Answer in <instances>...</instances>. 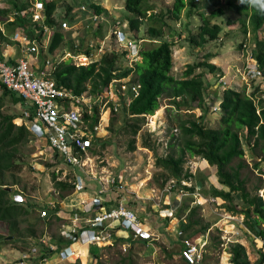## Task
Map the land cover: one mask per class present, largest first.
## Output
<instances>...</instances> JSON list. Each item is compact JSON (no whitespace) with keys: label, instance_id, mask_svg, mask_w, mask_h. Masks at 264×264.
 I'll use <instances>...</instances> for the list:
<instances>
[{"label":"rangeland","instance_id":"rangeland-1","mask_svg":"<svg viewBox=\"0 0 264 264\" xmlns=\"http://www.w3.org/2000/svg\"><path fill=\"white\" fill-rule=\"evenodd\" d=\"M84 1L57 0V7L53 16L57 20L65 18L67 16L65 15L67 6H71L72 11L75 12L78 8L81 10V5H85ZM91 1L100 4L107 10V14H103L99 34L94 35L92 32L96 24L95 21L89 19L87 23L84 22V20L88 19L89 14L74 23L65 18L70 25V29L65 30L67 32V41L62 42L53 51L52 56L47 55L46 51L49 31H44L40 42L35 40L38 51L31 54L27 51L29 43L26 41L28 39L25 40V33L22 29H18L19 36L13 39L17 43L14 42V44L10 45L14 48L13 53L19 57L26 56L31 61L33 67L37 70L44 69L47 72V69L50 71L51 67L50 65L48 67H41L42 62L38 54H42L46 60L53 61L58 60L67 51L73 54L77 53V51H74V48L78 46L80 38L83 37L85 38V44H92L90 50L95 60L100 58L105 52H121L122 47L119 46L116 39L109 32L115 21H123L133 14L125 10L124 0ZM172 1L148 0V3L153 5L155 12L162 11L165 13L171 7ZM225 2L226 0H221L219 3L214 4V6L213 4H207L206 7H204L202 1L198 2V5H200L201 9L205 10L204 13L208 16L211 10L217 8V6L224 8L222 14L211 17V22H216L222 27L219 38L208 41L202 46L190 44L185 39L188 35V30L191 31V34H196L198 31L201 18L197 10L193 9L188 16V7L186 6L181 11L178 20H172L167 17V22L171 28L167 31L165 37L174 41V45L172 46L171 74L175 77L182 76L187 64L203 60L207 54H210L209 62L218 68L215 73H206L209 87L207 88V98L203 109H182L180 111V114L185 117L188 114L187 112L194 114V118L200 116L202 122L207 126H217L218 123L220 113L219 109L216 110L214 107L219 105L218 101L223 90V87L217 82L220 74L231 78L233 80L232 83L235 84L234 87L237 89L250 86L234 78V73L242 63L239 52L241 41L246 36H249L250 41L255 43L254 35L249 27L246 32L243 31L241 16L225 7ZM6 6L5 0H0V7ZM124 21V24L127 25V21ZM147 23V19L144 20L136 32L137 35L134 36L139 37V41H141L140 49L153 44L147 38ZM125 30L128 31V26L125 27ZM263 35L264 26L258 31L257 36L262 37ZM131 36H133L132 33ZM2 43L0 42V53L6 55L4 48L8 49L9 47L5 43ZM72 44H74L73 49L70 48ZM75 44L77 45L75 46ZM99 45L101 46V50H98ZM67 59L68 57L64 58V60ZM140 60L141 57H138L137 61ZM70 61L72 62V60ZM130 65L131 67L133 66V61L130 64L124 57L118 60L120 70ZM199 70L201 69L197 71ZM134 77L135 73L131 72L127 78L132 79ZM254 85H252L251 89ZM1 92L0 88V95ZM212 96H216L217 98L209 102ZM1 110L4 113H20L21 104H11L8 97H5ZM175 114H177L176 110L170 104L169 98L160 97L158 110L153 114L144 115L141 129L135 137V149L133 150L129 149L128 141L132 136L127 132L128 126L123 123L122 111L104 115L98 143L95 145V148H97L96 152L92 154L91 159L83 166L84 172H81L78 168L74 170L75 172H72L70 170L72 168L60 163L57 156L53 154L43 139L32 137L31 141L25 146L20 147V152L17 154L19 159L18 164H21L20 170L14 173L6 172L3 182L6 183L5 186L11 187L9 196L12 201L29 205V213L25 217L29 216L30 218L37 219L34 221L35 225H33L36 237L21 236L18 237L19 241L10 242V240L16 238V235L14 233L8 235L6 224L0 222V234L9 240L0 249V264H21L18 260L20 253L35 244L40 236L47 234L53 238L59 235L60 221L53 215L54 213L49 211L47 217L44 219L38 218L41 205H46V202L73 203L74 200H79V198H75L77 196L74 194L73 189L61 193L56 192L51 180L52 172H55L59 178H69L70 180H72L74 173L81 174L84 178H87L90 187L85 191H80V197L82 196L81 193L89 195L86 191L92 193L93 188L97 187L94 183L96 181H90L84 173L91 176L105 177L111 175L115 177L117 182L122 186V190L116 192L118 194L116 199L120 195L126 199L127 204L135 211L147 230V234H149L148 236L134 239V242L102 246L98 252L99 256L96 258H93L92 253L89 252L96 248L95 246L82 245L80 247L82 254H80L78 260L75 262L62 261L59 264H184L180 257L182 240L186 238H191V240L197 239L200 235L186 237L180 234V229L184 225L185 220L183 216L180 218L176 217L175 212L182 200H188L190 205L199 204V215L202 218V223L203 225H209V228L204 233L208 239L202 264H230L228 247L230 242L234 241L240 244L243 243L247 258L255 264L260 253L258 249L260 248L264 252V239L255 236L249 230L244 223V214H234L233 216L237 218L229 220L225 214L230 212L221 206L223 200L214 197L215 200L213 202L209 201L212 198L210 188L212 186L217 188L223 187L218 183L214 167L211 166L209 168L205 163L206 161L198 156L185 158L183 168L191 172L193 177L189 181H182V184L195 186L194 193L182 192V189L175 185L174 180L169 179L164 184L162 183L167 173L155 165V153L163 156L174 150L169 147L168 142L172 140V137L175 142L179 133L174 128L176 125V121L174 120ZM112 117L114 118L113 122L111 121ZM13 122L17 125L20 124L18 117L14 118ZM129 122L131 123V121ZM169 126L173 128L170 129ZM144 140L150 144L152 149L143 146ZM242 146L245 155L241 160L244 159L247 165L241 169V177L245 178L247 190L254 193L255 186H264V162L259 161V156H253L245 144ZM239 160L240 158H234L232 164L235 165ZM256 162L259 165L255 166L254 163ZM201 177L204 180L201 186L202 190H200L201 188H196V181L200 180ZM62 193L65 194L64 197L60 196ZM234 199L240 206H243L238 194L234 195ZM230 223H234L235 225L232 226ZM241 224L245 225V228ZM229 225H231L230 229L227 227ZM27 226L26 222L19 223V227L23 230ZM259 227H264V224H260ZM234 231H238L239 233H235ZM261 264H264V262Z\"/></svg>","mask_w":264,"mask_h":264},{"label":"trees","instance_id":"trees-1","mask_svg":"<svg viewBox=\"0 0 264 264\" xmlns=\"http://www.w3.org/2000/svg\"><path fill=\"white\" fill-rule=\"evenodd\" d=\"M32 1L5 0L7 6L0 7V42L13 43L9 37L15 34L17 28L23 30L26 39L40 42L44 29L48 28L50 34L46 51L47 55H51L62 42L67 41V32L60 28V20L68 18L69 21L74 23L85 18L83 16L87 14L90 16L91 12L98 16L107 14V10L100 4L85 0L86 10L81 11L78 8L74 12L71 6H67L65 15L68 17L57 20L53 16L57 7V0H40L44 4V19L33 21L29 10ZM200 1L206 7L207 4H213L214 6L221 0ZM186 6L188 7V16L195 9L201 18L197 33L191 34V31L188 30V35L185 37L186 41L190 44L202 46L208 41L218 39L222 27L216 22H211V17L222 14L224 11L222 6L212 9L208 16L204 13L205 10L201 9L198 2L194 0H173L171 7L165 13L162 11L155 12L153 5L149 4L148 0H124L125 10L133 14L124 19L127 21L128 30L132 35H137L136 32L144 20L147 19L148 21L147 38L153 44L140 49L141 60L135 61L131 68L126 66L120 70L118 60L124 56L125 52L109 51L86 66H76L69 59L55 63L47 77L53 79L58 86L72 89L74 93L78 94L86 88L95 93L111 79L125 77L134 72L135 77L131 81L139 83V91L137 96L131 99L126 110L122 112L123 123L128 126L127 132L132 136L128 141L129 149H135V137L141 129L144 115L153 114L158 110L160 97L169 98L170 104L177 113L174 116L176 121L174 128L179 133L175 142L173 137L168 142L169 147L174 150L163 156L155 153V165L167 173L162 183L164 184L169 179L174 180L177 187L193 193L195 186L182 184V181H189L193 177L191 172L184 170L183 164L186 157L198 156L206 161L208 165L216 166L218 183L223 186L222 188L212 186L210 195L223 200L221 206L233 215L250 212L257 219L258 225L264 224L263 201L256 192L260 187L255 186L254 193H251L246 188L245 178L241 177V169L247 165L244 159L241 160L245 155L243 144L248 147L253 156H259V161L264 162V99L259 102L260 111L256 113V106L251 95L246 93L245 87L241 89H223L220 96V114L217 126H207L202 122L200 116L194 118V114L189 112H187L186 117L180 114L182 109H203L207 98V88L209 87L206 73L212 74L218 70L214 64L209 62L210 54H207L203 60L187 64L182 76L175 77L171 74L174 41L165 37L167 31L171 28L167 22V17L178 20L181 11ZM225 7L241 16V25L244 32L247 31L248 27L250 28L255 39L254 56L258 64L264 67V35L262 37L257 36L258 31L264 26V0H259L255 4L251 3V0H246L243 4L239 3V0H226ZM89 16L88 19L84 20L85 23L91 19ZM95 23L94 29H92L94 35L100 33L102 20H97ZM84 39V37L80 38L76 48H74V44L70 48H74L77 53H90L91 48L88 43L85 44ZM38 57L42 62L41 67H44L46 59L43 58L42 54H38ZM198 69L201 70L197 71ZM0 88L2 91L0 95V222L6 224L8 235L11 233L16 235L15 239L10 240V242H13L15 240L19 241L18 237L21 236L36 237L33 225H35L34 221L37 219L29 216L25 217L29 213V205L16 203L10 199L11 190L5 186L6 183L3 182V178L6 172L14 173L20 170L21 164H18L19 159L17 157L20 147L25 146L32 140V137H36L24 124L17 125L13 122V119L18 117L20 113L2 112L1 107L4 105L5 97H8L11 104L20 103L22 107L23 103L14 92L8 90L1 83ZM257 90L258 87L255 86L252 95ZM214 98L217 97L212 96L209 102ZM113 120L112 117L111 121L113 122ZM169 128L173 127L169 126ZM143 146L152 149L146 140L143 141ZM54 155L57 156V154ZM234 158H240L235 165L232 164ZM254 165L257 166L259 163L256 162ZM51 180L59 193L73 189V184L70 181L57 179L55 172L51 173ZM200 180L204 182L202 177ZM235 194L239 195L243 206L235 201ZM60 196L64 197L65 194L62 193ZM199 209L200 205H190L188 200L180 202L175 213L176 217L183 216L185 220L180 229L182 236L196 237L203 235L209 228L208 224L203 225ZM20 222H26L28 226L23 230L19 227ZM244 223L255 236L264 239V227H261V231L257 233L246 216H244ZM6 238L0 234V249L5 243L9 242ZM122 239L120 238L119 243L122 242ZM53 240L59 246L69 243L68 240L61 238L59 235L53 237ZM100 249L96 247L90 250V253L98 257ZM258 251L260 253L255 264L264 262V252L260 248ZM228 252L230 254V264H254L247 258L243 244L237 241L230 242ZM183 263L187 264L184 261Z\"/></svg>","mask_w":264,"mask_h":264},{"label":"built area","instance_id":"built-area-1","mask_svg":"<svg viewBox=\"0 0 264 264\" xmlns=\"http://www.w3.org/2000/svg\"><path fill=\"white\" fill-rule=\"evenodd\" d=\"M194 1L199 2L200 0ZM29 10L33 21L44 19L42 1L33 0ZM81 10H86L85 5H81ZM89 17L93 21L103 19V16L92 12ZM124 22L115 21L109 33L113 35V38L122 47V51L125 52L123 57L130 64L131 61L134 64L140 57L141 41H139V37L131 36L129 30H125L128 23L125 25ZM59 26L64 30L70 29L66 19L60 20ZM44 30L49 31L50 34L48 28ZM250 40V37L246 36L240 43L239 52L242 63L235 70L234 78L241 80L247 86L250 85L245 88L246 93L251 95L256 106V113H259V102L264 99V67L258 64L254 56L255 43ZM26 41L29 43L27 51L31 54L37 53L36 41ZM88 46L91 48L92 44H88ZM98 50H101L100 45ZM65 57L72 60L76 66H86L97 60L93 58L92 51L74 54L67 51L58 60H45L44 66L53 67L55 63L63 61ZM127 67L131 68V65ZM48 74V69L46 72L44 69L37 70L33 67L26 56L11 60L5 54L0 53V83L14 92L23 103L18 116L19 125L24 124L36 138L43 139L53 154H57L60 163L72 168L73 170L70 169L72 172H75L74 170L77 168L84 172L83 166L97 149L95 145L98 143L104 115L126 110L131 99L137 96L140 85L138 82L131 81V78L128 79L129 74L125 77L111 79L95 93L86 88L76 94L72 89L58 86L53 79L47 77ZM232 81L231 78L223 74H220L217 79L223 89H237ZM253 84L255 85L251 89ZM255 86L258 87V90L252 95ZM214 109H219V105ZM84 174L90 181H96L98 185L93 188V195L82 197L73 203L46 202V205H41L38 213L42 219L47 217L49 211L54 213L53 215L60 221L59 236L68 240L69 243L59 246L52 236L44 234L38 238L35 244L20 253L18 260L21 264L75 262L80 258L79 249L74 248L75 244L98 247L112 246L117 241V231L119 230L128 234L129 241L149 235L123 196H119L113 205H104L103 202L107 201L104 197L107 191L122 190L121 184L115 177L107 175L104 178L103 176ZM57 179L65 180L66 178L57 176ZM67 180L73 184L74 193L85 191L90 187L87 178L81 174L74 173L72 180L69 178ZM56 192L59 193L57 190ZM182 192L186 191L182 190ZM257 195L262 198L264 206V186L257 190ZM214 200L215 198L212 197L209 201L213 202ZM225 215L229 220L237 218L232 213ZM241 225L245 228V225ZM234 232L239 233L238 231ZM207 239V235L203 234L197 239L182 240L181 259L187 264H202Z\"/></svg>","mask_w":264,"mask_h":264},{"label":"crops","instance_id":"crops-1","mask_svg":"<svg viewBox=\"0 0 264 264\" xmlns=\"http://www.w3.org/2000/svg\"><path fill=\"white\" fill-rule=\"evenodd\" d=\"M19 28H17L16 29V31H15V34L13 35V36H11V37H9L12 41H13V43H5V45L7 46V47H9L8 49H6V48H4V50H6L5 52H6V56L9 58V59H11V60H16L19 56L18 55H15V53H13L14 52V48H13V46H10V45H12V44H14V42H16V41H14L13 39H14V37H16V36H19V32L17 31ZM4 43V42H3ZM2 43V44H3ZM17 43V42H16ZM206 164H207V162H205ZM208 165V164H207ZM209 166V168L211 167L210 165H208ZM212 167H214L215 169H216V166H214V165H212ZM105 178V177H104ZM95 184H96V182H94ZM97 185V184H96ZM97 187H98V185H97ZM86 192H88L89 193V195H93V193H94V189H93V192L91 193V192H89V191H86ZM80 193V192H79ZM79 193H74V194H76V196L77 197H75V198H82V197H87V196H89V195H87L86 193H81L82 194V196L80 197V195H79ZM111 196H113V197H111ZM116 196H118V194L116 193V192H114V191H107L106 193H105V195H104V197H105V199L107 200V201H105V202H103L104 203V205H113L115 202H116V200L118 199H116ZM121 196V195H120ZM74 200V199H73ZM73 202H77V201H73ZM130 207V206H129ZM131 208V207H130ZM173 208H175V207H173ZM177 219V218H176ZM219 223H221L220 221H219ZM232 226H234L235 224L234 223H230ZM217 225H220V224H217ZM231 225H229V226H227L229 229L231 228L230 226ZM226 226V225H225ZM128 234L126 233V232H124V231H121V230H119V231H117V241L115 242V244H119V241H120V238H123L122 239V242L121 243H127V242H131V241H129L130 239L128 238V236H127ZM132 242H134L133 240H132ZM120 243V244H121ZM243 244V243H242ZM86 246H88V245H86ZM94 246V245H93ZM81 245H79V244H75V246H74V248H78L79 249V252H80V254H82L81 253ZM96 247H98V246H96ZM99 248H102V247H99ZM90 252V251H89ZM86 254H87V252H86ZM88 256V255H87ZM93 258H96L95 257V255H93L92 256Z\"/></svg>","mask_w":264,"mask_h":264},{"label":"water","instance_id":"water-1","mask_svg":"<svg viewBox=\"0 0 264 264\" xmlns=\"http://www.w3.org/2000/svg\"><path fill=\"white\" fill-rule=\"evenodd\" d=\"M202 186V182L200 180L196 181V188L200 189ZM9 190L11 189L10 186H6ZM244 216H246V218L248 219V221L251 223L252 227L256 230L257 233H259L261 231L258 223H257V219L251 215L250 212H245ZM76 237V236H75ZM74 237V238H75Z\"/></svg>","mask_w":264,"mask_h":264},{"label":"clouds","instance_id":"clouds-1","mask_svg":"<svg viewBox=\"0 0 264 264\" xmlns=\"http://www.w3.org/2000/svg\"><path fill=\"white\" fill-rule=\"evenodd\" d=\"M246 2V0H239V3H241V4H243V3H245ZM259 2V0H251V3H258Z\"/></svg>","mask_w":264,"mask_h":264}]
</instances>
